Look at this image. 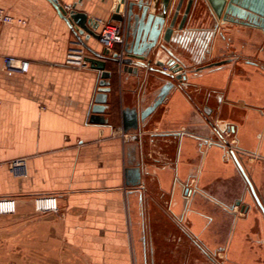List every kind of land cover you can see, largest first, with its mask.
I'll list each match as a JSON object with an SVG mask.
<instances>
[{
    "label": "crops",
    "instance_id": "0c3cea01",
    "mask_svg": "<svg viewBox=\"0 0 264 264\" xmlns=\"http://www.w3.org/2000/svg\"><path fill=\"white\" fill-rule=\"evenodd\" d=\"M56 2L0 0L14 20L0 25V200L16 205L0 215V255L24 256L19 264H264V216L223 143L264 206V69L252 64H264L260 32L221 24L197 0L184 31L158 45L185 80L124 133L123 112L139 116L167 81V65L154 62L168 54L158 47L136 73L107 64L104 121L92 123L99 72L67 63L77 41L56 7L108 22L113 0ZM123 48L110 54L125 58ZM5 57L28 61V72H6ZM16 159L26 160L25 177L10 173ZM48 196L56 212L36 211ZM139 234H150L141 246Z\"/></svg>",
    "mask_w": 264,
    "mask_h": 264
},
{
    "label": "water",
    "instance_id": "95a60500",
    "mask_svg": "<svg viewBox=\"0 0 264 264\" xmlns=\"http://www.w3.org/2000/svg\"><path fill=\"white\" fill-rule=\"evenodd\" d=\"M211 11L221 24H239L249 28L260 30L264 35V0H206ZM56 4V0H52ZM197 0H140L137 3L124 5L122 0H113L111 7V16L108 22L125 23L124 33V48L125 58H118L117 54H110L109 51L103 49L96 51L90 48L85 41L89 39L98 41L101 25L87 14L79 12L75 9V5L68 11L62 7H56L59 17L66 23L69 30L72 32L76 41L84 47L90 56L86 57L91 69L99 72L98 91L94 98V105L91 109L90 122L103 123L102 114L106 103V95L109 92L108 80L111 77V72L106 70L107 64H116L123 66L124 72L136 73L137 68H145L151 60L147 61V57L153 53L159 46V41L168 43L172 40L175 32H183L188 19V15L192 6ZM185 4V6H184ZM184 6V8H183ZM138 11L134 15V10ZM183 9V10H182ZM218 25L215 26L217 29ZM84 37V38H82ZM165 51L169 60H155L156 67H164L167 65L172 74L161 71L160 73L170 79L180 81L182 79V66L173 58L170 50L163 45L159 47ZM159 55H155L157 59ZM135 61V62H134ZM147 61L146 63H144ZM220 63L213 64L214 67ZM151 70L152 68H148ZM170 80H167L160 88L154 102L142 110L137 116V113L123 112L122 131L128 132L130 129H138V120L143 122L154 110L162 103L164 98L173 88ZM213 132L218 136L221 133L212 126ZM222 139V137H221ZM224 145L228 148L227 153L233 160L235 166L244 178L250 193L255 201V204L264 216V206L254 191L250 181L245 175L238 159L233 151L229 148L228 143L224 140ZM141 173L135 171L134 185L141 184ZM190 193L185 191V195Z\"/></svg>",
    "mask_w": 264,
    "mask_h": 264
},
{
    "label": "built area",
    "instance_id": "2783aa9c",
    "mask_svg": "<svg viewBox=\"0 0 264 264\" xmlns=\"http://www.w3.org/2000/svg\"><path fill=\"white\" fill-rule=\"evenodd\" d=\"M124 5L130 3H137L138 0H122ZM67 9V8H66ZM14 20L0 10V25L12 24ZM101 25L98 42L102 48L111 52L116 47L121 46L124 42V29L119 22H102L97 21ZM20 24L21 22L18 21ZM88 56L87 50L82 47L78 42L76 46L70 48L67 53V63L78 69H85L88 67L86 57ZM121 59L120 55H117ZM4 70L11 74H25L29 70V62L25 60H18L13 57H5L3 59ZM10 173L13 177H25L26 160L16 159L10 163ZM35 210L39 212H56L57 204L56 198L52 196L39 197L34 202ZM16 210L14 199H1L0 200V213L1 214H13Z\"/></svg>",
    "mask_w": 264,
    "mask_h": 264
},
{
    "label": "flooded vegetation",
    "instance_id": "af4514ba",
    "mask_svg": "<svg viewBox=\"0 0 264 264\" xmlns=\"http://www.w3.org/2000/svg\"><path fill=\"white\" fill-rule=\"evenodd\" d=\"M140 0H138V2H139ZM228 25H230V26H232V27H240V28H243V29H247V28H249V27H246V26H241V25H239V24H228ZM253 29V28H252ZM255 30H257V29H255ZM257 31H259L260 32V34L262 35V37L264 38V35H263V33L260 31V30H257ZM228 51H226V53H227ZM234 52L235 51H230L229 53H227V58L226 59H235V58H238V57H241V59H243L242 57H245V56H243V55H241V54H238V53H235L234 54ZM257 52L258 53H260L261 55H263L264 56V47H258L257 48ZM252 64L253 65H257V66H260L262 69H264V64L262 63V64H258V63H254V62H252ZM201 69V68H200ZM166 72H168V73H170V74H172V72H170V70H169V67H168V71H166ZM181 74V73H180ZM181 76H182V79L180 80V81H178V80H174L173 78L172 79H170V78H167V80H170V82L173 84V88H175V87H177L176 85H175V83L174 82H179V84H181L184 80H185V76L183 75V74H181ZM178 84V85H179ZM179 87H181V86H179ZM206 117V116H205ZM207 121V120H206ZM208 122V121H207ZM209 123V122H208ZM210 125H211V123H210ZM223 135L221 134V136H218L219 137V139H221V137H222ZM209 143H213V140H210L209 141Z\"/></svg>",
    "mask_w": 264,
    "mask_h": 264
},
{
    "label": "rangeland",
    "instance_id": "374dc122",
    "mask_svg": "<svg viewBox=\"0 0 264 264\" xmlns=\"http://www.w3.org/2000/svg\"><path fill=\"white\" fill-rule=\"evenodd\" d=\"M256 54H258L257 52H256ZM258 56V55H257ZM15 213V212H14ZM13 213V214H14ZM0 215H11V214H1L0 213ZM262 225V224H261ZM257 227V226H256ZM258 229V228H257ZM0 234H1V232H0ZM256 235H259L260 236V238H262L263 239V241H264V232H262V234L260 235V234H256ZM150 236V234H139V238H140V246H141V243L143 242L144 243V241L146 242L147 241V237H149ZM24 256H16V255H0V264H19V263H21L24 259H21V258H23ZM26 257H28V258H31V259H33L34 257L33 256H26Z\"/></svg>",
    "mask_w": 264,
    "mask_h": 264
}]
</instances>
